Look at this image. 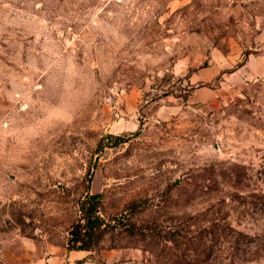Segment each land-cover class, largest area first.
I'll return each mask as SVG.
<instances>
[{
	"label": "rangeland",
	"instance_id": "obj_1",
	"mask_svg": "<svg viewBox=\"0 0 264 264\" xmlns=\"http://www.w3.org/2000/svg\"><path fill=\"white\" fill-rule=\"evenodd\" d=\"M0 264H264V0H0Z\"/></svg>",
	"mask_w": 264,
	"mask_h": 264
},
{
	"label": "trees",
	"instance_id": "obj_2",
	"mask_svg": "<svg viewBox=\"0 0 264 264\" xmlns=\"http://www.w3.org/2000/svg\"><path fill=\"white\" fill-rule=\"evenodd\" d=\"M120 221L116 217H105L102 214L100 192L86 191L78 198L77 216L67 229V247L92 249L99 245L106 233L118 227ZM130 225L133 229L140 227L135 221Z\"/></svg>",
	"mask_w": 264,
	"mask_h": 264
}]
</instances>
